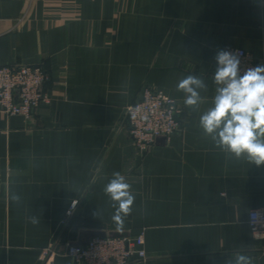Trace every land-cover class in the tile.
I'll return each instance as SVG.
<instances>
[{"label":"crops","instance_id":"1","mask_svg":"<svg viewBox=\"0 0 264 264\" xmlns=\"http://www.w3.org/2000/svg\"><path fill=\"white\" fill-rule=\"evenodd\" d=\"M226 46L264 65V0H0V64L50 74V101L31 116L0 108V264H77L42 252L97 230L144 233L147 258L130 264H264L248 222L264 207V165L200 127ZM188 75L207 86L194 108L177 90ZM146 85L177 99L183 129L141 155L126 113ZM114 172L135 196L122 230L104 192Z\"/></svg>","mask_w":264,"mask_h":264},{"label":"built area","instance_id":"2","mask_svg":"<svg viewBox=\"0 0 264 264\" xmlns=\"http://www.w3.org/2000/svg\"><path fill=\"white\" fill-rule=\"evenodd\" d=\"M223 50L238 55L241 74L260 65L254 55L243 48L226 46ZM49 79V72L41 64H0V108L10 116H31L50 101L45 90ZM182 112L176 98L150 85L144 86L140 99L130 105L126 113L130 137L139 154L144 155L157 137H170L181 131ZM76 205V202L71 205L68 214H72ZM248 222L253 236L264 241V207L253 209ZM60 253L77 264H130L147 258L144 233L93 237L86 245H69L62 252L57 247L46 248L42 259Z\"/></svg>","mask_w":264,"mask_h":264},{"label":"clouds","instance_id":"3","mask_svg":"<svg viewBox=\"0 0 264 264\" xmlns=\"http://www.w3.org/2000/svg\"><path fill=\"white\" fill-rule=\"evenodd\" d=\"M215 59L216 94L213 107L200 116V127L224 152L237 159L243 156L256 166L264 165V65L248 68L241 74L240 59L234 52L221 50ZM206 87L194 75L177 84V90L186 94L184 103L190 108L202 103L199 90ZM104 192L113 201L116 209L113 220L117 229L122 230L135 200L131 185L119 172H114ZM12 199L18 202L20 197L13 195ZM32 222L38 221L33 217ZM230 264H253V261L249 256L237 254Z\"/></svg>","mask_w":264,"mask_h":264},{"label":"water","instance_id":"4","mask_svg":"<svg viewBox=\"0 0 264 264\" xmlns=\"http://www.w3.org/2000/svg\"><path fill=\"white\" fill-rule=\"evenodd\" d=\"M106 236H111V237H119V236H127V234L123 233V232H115V231H106V230H97V231H93L91 233V237L86 240L83 243H73L71 245H86L89 243V241L91 240V238L93 237H106Z\"/></svg>","mask_w":264,"mask_h":264}]
</instances>
